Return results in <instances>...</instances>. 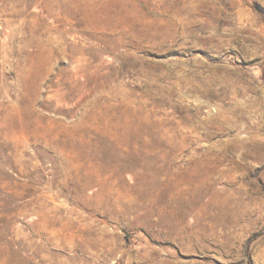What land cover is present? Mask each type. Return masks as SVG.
Instances as JSON below:
<instances>
[{
	"label": "rangeland",
	"instance_id": "374dc122",
	"mask_svg": "<svg viewBox=\"0 0 264 264\" xmlns=\"http://www.w3.org/2000/svg\"><path fill=\"white\" fill-rule=\"evenodd\" d=\"M0 264H264V0H0Z\"/></svg>",
	"mask_w": 264,
	"mask_h": 264
}]
</instances>
